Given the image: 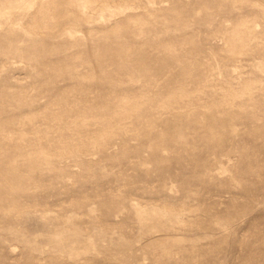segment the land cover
Returning <instances> with one entry per match:
<instances>
[{
	"label": "rangeland",
	"instance_id": "rangeland-1",
	"mask_svg": "<svg viewBox=\"0 0 264 264\" xmlns=\"http://www.w3.org/2000/svg\"><path fill=\"white\" fill-rule=\"evenodd\" d=\"M0 264H264V0H0Z\"/></svg>",
	"mask_w": 264,
	"mask_h": 264
}]
</instances>
